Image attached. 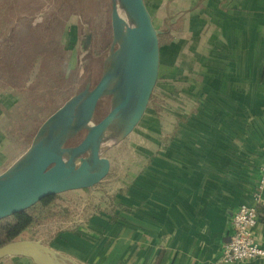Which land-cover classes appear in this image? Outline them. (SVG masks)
<instances>
[{
    "label": "crops",
    "instance_id": "1",
    "mask_svg": "<svg viewBox=\"0 0 264 264\" xmlns=\"http://www.w3.org/2000/svg\"><path fill=\"white\" fill-rule=\"evenodd\" d=\"M144 3L162 30L158 85L173 105L158 129L168 140L141 146L114 208L51 222L62 224L47 249L79 264H264V256L216 260L240 204L256 206L254 237L264 248V188L255 195L264 156V0ZM0 264L38 263L8 255Z\"/></svg>",
    "mask_w": 264,
    "mask_h": 264
},
{
    "label": "rangeland",
    "instance_id": "2",
    "mask_svg": "<svg viewBox=\"0 0 264 264\" xmlns=\"http://www.w3.org/2000/svg\"><path fill=\"white\" fill-rule=\"evenodd\" d=\"M110 11L111 0H0V156L5 157L0 170L25 150L53 110L86 82L93 85L98 80L112 40ZM84 22L92 35L81 72L79 39ZM158 82L139 123L103 153L113 164L106 178L94 190L61 193L58 201L67 216L53 217L20 239L40 241L47 248L62 224L54 227L51 222L82 219L98 211L97 206L115 207L114 194L124 193L138 169L132 160L142 159L141 146H159L168 140L169 136L159 134L158 123L160 113L166 106L172 108L173 101L160 93ZM172 89L175 93L179 88ZM107 104L108 98L99 102L96 119L106 112ZM52 253L66 264H79L64 259L62 253Z\"/></svg>",
    "mask_w": 264,
    "mask_h": 264
},
{
    "label": "water",
    "instance_id": "3",
    "mask_svg": "<svg viewBox=\"0 0 264 264\" xmlns=\"http://www.w3.org/2000/svg\"><path fill=\"white\" fill-rule=\"evenodd\" d=\"M110 23L112 40L98 80L86 82L53 110L25 150L0 172V218L48 195L94 189L110 172L111 159L103 153L127 137L143 117L158 80L162 30L154 25L144 0H111ZM91 35L84 22L81 72ZM103 98H108V108L96 119ZM8 255L62 264L39 241L15 239L0 246V259Z\"/></svg>",
    "mask_w": 264,
    "mask_h": 264
},
{
    "label": "built area",
    "instance_id": "4",
    "mask_svg": "<svg viewBox=\"0 0 264 264\" xmlns=\"http://www.w3.org/2000/svg\"><path fill=\"white\" fill-rule=\"evenodd\" d=\"M264 188V156L260 166V176L255 188L256 198ZM258 221V211L253 204H240L230 216L229 239L225 243L218 263L252 259L264 256V248L254 237V227Z\"/></svg>",
    "mask_w": 264,
    "mask_h": 264
},
{
    "label": "trees",
    "instance_id": "5",
    "mask_svg": "<svg viewBox=\"0 0 264 264\" xmlns=\"http://www.w3.org/2000/svg\"><path fill=\"white\" fill-rule=\"evenodd\" d=\"M60 194L48 195L30 207L0 218V246L21 238L23 234L34 231L51 218H64L65 210L58 201Z\"/></svg>",
    "mask_w": 264,
    "mask_h": 264
},
{
    "label": "flooded vegetation",
    "instance_id": "6",
    "mask_svg": "<svg viewBox=\"0 0 264 264\" xmlns=\"http://www.w3.org/2000/svg\"><path fill=\"white\" fill-rule=\"evenodd\" d=\"M78 136H80V135H78ZM78 136H77V137H76V139H74V140H77V139H79L80 137H78Z\"/></svg>",
    "mask_w": 264,
    "mask_h": 264
}]
</instances>
